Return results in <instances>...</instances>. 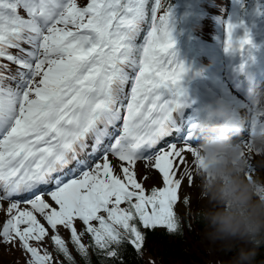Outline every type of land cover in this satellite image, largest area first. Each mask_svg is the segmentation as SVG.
<instances>
[{"label":"snow or ice","instance_id":"1","mask_svg":"<svg viewBox=\"0 0 264 264\" xmlns=\"http://www.w3.org/2000/svg\"><path fill=\"white\" fill-rule=\"evenodd\" d=\"M148 5L0 0V244L19 248L25 264H60L47 238L67 264H76L69 244L91 264L89 249L115 260L125 244L139 253L146 231L181 230L176 207L190 204L183 181L195 183V124L181 128L185 69L168 58V9ZM249 43L245 33L235 45ZM140 162L143 179L154 171L160 186L146 190ZM249 178L264 184V170Z\"/></svg>","mask_w":264,"mask_h":264},{"label":"clouds","instance_id":"2","mask_svg":"<svg viewBox=\"0 0 264 264\" xmlns=\"http://www.w3.org/2000/svg\"><path fill=\"white\" fill-rule=\"evenodd\" d=\"M262 98L264 92L255 96L257 101ZM213 112L218 117L213 127L220 134L200 148L203 206L197 214L208 240L220 244L225 251L236 248L229 264H255L264 244V184L249 178L239 146L220 132L231 125L228 107L217 101ZM253 144L257 152L264 151V132L253 138Z\"/></svg>","mask_w":264,"mask_h":264},{"label":"rangeland","instance_id":"3","mask_svg":"<svg viewBox=\"0 0 264 264\" xmlns=\"http://www.w3.org/2000/svg\"><path fill=\"white\" fill-rule=\"evenodd\" d=\"M79 2L82 3V0H79ZM181 2H182V4H185L187 2V0H181ZM239 3H240V1L236 0V3L232 5L231 12L235 11V9L237 8ZM203 4L205 5L206 2H204ZM196 8H198L199 10H202V7L199 4H197ZM189 14H190L189 12L186 13V18H187V19H185L186 21L189 19ZM200 14L197 13L196 11L195 12L191 11V16L194 19V21H198V20L203 19V15L200 16ZM229 23L235 25V27L233 29V33H232V39L234 41V47L232 49L226 51L225 50V41L227 39L226 26ZM184 28H186L185 29L186 31L188 30L186 23L184 25ZM243 28L244 27L242 25H240V23L236 20V17L234 16V14L228 16L227 21H226V25L224 26L223 32L221 33L222 34L221 38H220V40H218L215 43L216 47L218 48V54L220 57H219V60L216 61V63H213L211 65L212 71L214 73L215 72L218 73L219 66L224 61V58L230 57V56H233L235 58V56H237L238 54H241L243 50L248 49L251 46V44H253V43L259 44V43H261V39H264V20H262V25L260 26V29L258 32H255V31H253V32L247 31L246 32V30L245 31L242 30ZM146 32H144L142 37H141L142 41H143V36L146 34ZM245 33H247L248 38L250 40V43L246 44L244 46V48L241 49L235 45V42L238 41L240 38H242L245 35ZM189 41H190V39H189ZM180 43H182V44L184 43L182 35H178L174 39L173 47H172V49H170V52L168 54V58L177 64H178V60L181 59L183 56V52L178 51V45ZM185 48L188 50L187 45ZM228 53H229V56H228ZM191 61H192V59H191ZM184 63H185V65L183 67H184L185 71L182 74V81L180 82L182 87H184L186 85V86H189L190 88H196L198 91H201L203 89V87L207 88L204 85V81H206L208 83V85L211 86L209 83L213 82L214 80L217 79L216 76L214 79H212V81H209L208 79H206L204 77V74L207 73L208 70L195 68L196 66L193 63L191 65H189V57L187 59L186 58L184 59ZM188 81H190L191 83ZM195 81H199L201 83L200 86L195 85ZM193 83H194V85H193ZM203 90H204V92L206 91L205 89H203ZM259 107H260V110H258L257 113H260V112L264 113V98L259 100ZM250 143L247 140V137H244L243 139L238 140L234 143V144L239 146V148H240L239 155L247 163L246 172H247L248 176H249L250 170H253V169L254 170H262L259 168V164H258L261 162V155L260 154L256 155V153H257L256 148L253 147L254 145H251ZM250 146H252L255 150L253 153L250 150L251 149ZM257 156H259L260 158H258ZM110 159L112 160L113 164L116 163L114 158L110 157ZM189 159H191V156H189ZM196 159L199 161V163H202V158H201V160H199L198 158H196ZM135 170L137 173V179L144 184V187L147 190H150L152 186H160L161 181L159 179L158 173H156L154 171H152L150 173L149 179H147V180L143 179V176L145 175V168H144L143 162L138 163L136 165ZM191 171H192V174L194 175L195 183L192 186H189L187 184V181L184 180L183 181V187L179 192V195L181 197V201L183 200V198L185 196H187L190 200V204L185 206L182 202L178 203V205L176 207V211L180 215L181 218H189L190 221L192 222V220L196 219V217L198 215L197 209H199L200 207L203 206V192L201 189L200 182H197V180H198L196 178L197 173L194 171V166L192 167ZM199 174H200V172H199ZM3 208L6 210V208H7L6 202L3 204ZM5 217H6V212H0V220H3ZM76 227H77L78 231H80L82 229L83 225L81 222L78 221L76 223ZM59 231H60V234L62 235V237H65L67 231L64 230L63 228H60ZM196 233L198 234L197 241H195L196 244L202 246L203 248H205L208 251V259H206L207 260L206 263L209 262V264H213L212 262L216 261V259L219 258L218 257L219 256L218 255V252H219L218 249H220V247H218L216 245V243H213L206 238L204 225L200 228H197ZM50 235H51V232H50ZM49 244H50V238H47L45 240V245L48 247ZM234 248H232V249H234ZM260 251L261 250L259 249V252ZM22 256L25 257V255L22 254V251L19 248H16L14 246L9 247V246H6L4 244H0V264H24Z\"/></svg>","mask_w":264,"mask_h":264},{"label":"trees","instance_id":"4","mask_svg":"<svg viewBox=\"0 0 264 264\" xmlns=\"http://www.w3.org/2000/svg\"><path fill=\"white\" fill-rule=\"evenodd\" d=\"M151 4L152 0H149V9ZM171 6H174V8L169 14L172 17H176L177 22L181 18L177 1L162 0V9L166 10ZM202 226L203 222L199 215H197L193 222L189 218H185L181 220V230L176 234H169L163 228L146 231V241L139 253L134 248L125 244L121 249L119 258L115 260L108 258L106 261H102L100 257L89 249L90 261L91 264H207L208 251L195 242L198 238L196 227ZM82 242L86 245L89 244V236L85 235L82 237ZM216 245L220 247L218 249L219 258L212 263L229 264L235 257L236 248L225 251L220 244L216 243ZM260 250L256 256L255 264H264V244H261ZM69 251L76 260V264H85L84 260L75 252L71 244H69ZM51 252L57 262L67 264L64 258L54 248L51 249Z\"/></svg>","mask_w":264,"mask_h":264},{"label":"bare ground","instance_id":"5","mask_svg":"<svg viewBox=\"0 0 264 264\" xmlns=\"http://www.w3.org/2000/svg\"><path fill=\"white\" fill-rule=\"evenodd\" d=\"M248 50H246L247 52ZM254 50H252V53H248L246 54V57H251V60H254L257 58L258 54L257 53H253ZM240 55L236 56L235 58L237 59V57H239ZM235 71L231 70L230 69V66H229V69L224 73L225 75H221L219 76V78L217 79L216 81V86L214 87L215 91L212 92L211 95L208 94V88H204L206 91L204 92V90L202 89L201 91H198L196 88H190V87H187L186 85L184 86L186 88L183 89L184 92H185V95L186 97H189L191 98L189 100V103H186L185 106H187L188 104H191V105H194V104H197L196 106V109H200V108H203V109H207V110H212L216 107L217 105V101L225 104L226 106L227 105H236V100H234L235 96L234 94H237L238 95V92L237 91H234L232 88H231V85L228 81V79L230 77H233L235 74H234ZM200 82L199 81H195V85L197 86H200ZM223 89V90H222ZM216 90H218L219 92H217ZM212 95H214V97H212ZM225 96H229V99H225ZM243 101V100H241ZM257 107H259V104L257 105H254V106H251L248 105L246 102H245V107L243 109V112L241 114V111H240V117L241 119H252L253 118V114L255 113V111H257ZM184 110V108L182 109ZM181 110V111H182ZM248 110H251L250 112L247 113ZM180 111V112H181ZM232 113H235L237 114L236 111H232ZM246 113H247V116H246ZM250 119V120H251ZM249 120V121H250ZM255 123L256 124H253L251 129H258V128H264V113H258L255 117ZM250 132V131H249ZM248 133V132H247ZM247 136L249 137L248 138V141L251 145H254L253 144V138L255 137L254 135H250V133L247 134ZM203 141H201L200 143H195L194 145V150H195V164H194V171L197 173L196 174V178L198 179L197 182H200V174L199 172L201 171V166H202V163H199V161L196 159L198 158L199 160H201V153H200V144L202 143ZM255 147V146H254ZM250 150L251 152L253 153L255 150L252 146H250ZM261 155V162L258 163L259 164V168L264 170V151H261V152H257L256 155ZM258 158H260L259 156H257ZM192 159V158H191ZM189 159V160H191Z\"/></svg>","mask_w":264,"mask_h":264}]
</instances>
